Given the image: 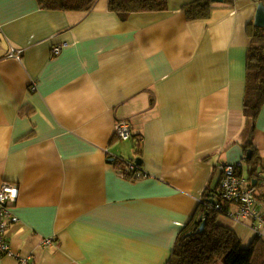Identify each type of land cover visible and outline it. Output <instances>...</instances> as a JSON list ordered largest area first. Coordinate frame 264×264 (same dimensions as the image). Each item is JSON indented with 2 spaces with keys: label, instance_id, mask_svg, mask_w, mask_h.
Listing matches in <instances>:
<instances>
[{
  "label": "crops",
  "instance_id": "1",
  "mask_svg": "<svg viewBox=\"0 0 264 264\" xmlns=\"http://www.w3.org/2000/svg\"><path fill=\"white\" fill-rule=\"evenodd\" d=\"M108 1L83 11L0 0V187L19 186L14 254L0 252V264H166L223 166L248 178V150L264 166V105L253 134L243 110L264 0H217L192 20L184 8L194 0L126 20ZM121 120L131 140L115 137ZM118 158L141 159L144 177L122 173ZM222 214L250 244L251 228Z\"/></svg>",
  "mask_w": 264,
  "mask_h": 264
},
{
  "label": "trees",
  "instance_id": "2",
  "mask_svg": "<svg viewBox=\"0 0 264 264\" xmlns=\"http://www.w3.org/2000/svg\"><path fill=\"white\" fill-rule=\"evenodd\" d=\"M37 1L44 8L51 10L89 11L97 0ZM225 2L231 4L233 0H225ZM216 3H218L217 0H194L187 4L184 10L188 19H205L216 8ZM108 6L122 20H126L134 12L166 11L169 8V0H109ZM246 83L243 110L247 119L252 123L253 134L256 119L264 105V28L255 25L247 51ZM132 161L134 160L118 158L114 162L122 173L132 175L134 172L128 171L127 168ZM248 161L250 166L248 179L255 188L260 209L264 212L262 157L255 150ZM138 167L141 169L140 165ZM213 192L206 191L200 203L201 217H205L209 212L204 230L200 228L202 218L193 227L184 230L178 236L166 264H220L221 262L222 264H264V238L254 233L253 240L245 245L243 238L236 230L220 224L217 221L218 212L212 209L210 202L213 197L215 199L216 191Z\"/></svg>",
  "mask_w": 264,
  "mask_h": 264
},
{
  "label": "built area",
  "instance_id": "3",
  "mask_svg": "<svg viewBox=\"0 0 264 264\" xmlns=\"http://www.w3.org/2000/svg\"><path fill=\"white\" fill-rule=\"evenodd\" d=\"M67 43H60L53 47V54H59ZM24 50L16 47L9 49V56L21 59ZM115 137L121 141H128L133 138L131 123L128 120L118 121L115 129ZM136 161L127 166L128 171H133L135 178L144 177ZM240 166L226 164L222 169V179L219 189L215 193L212 209L223 213L234 221L249 228L257 236L264 238V212L260 209L259 201L255 195V188L251 181L239 173ZM19 193V186L15 183L5 182L0 187V252L3 255L12 256L7 231L10 222L14 219L13 203L16 202ZM219 198L218 200H216ZM216 200V201H215ZM53 238L45 239L43 245H52ZM18 257V255H17ZM19 264H36L32 256H19Z\"/></svg>",
  "mask_w": 264,
  "mask_h": 264
},
{
  "label": "water",
  "instance_id": "4",
  "mask_svg": "<svg viewBox=\"0 0 264 264\" xmlns=\"http://www.w3.org/2000/svg\"><path fill=\"white\" fill-rule=\"evenodd\" d=\"M219 1H223V0H219ZM255 26L257 27H263L264 28V2L261 1L258 6H257V11H256V15H255V22H254ZM252 150H248V155H247V158H251L252 157ZM136 162L141 165L142 164V161L141 159H136ZM211 203L214 202L213 199L210 200ZM209 216V212L206 214L205 217H201L203 222L201 224V230H204V226H205V223L207 221V218Z\"/></svg>",
  "mask_w": 264,
  "mask_h": 264
},
{
  "label": "rangeland",
  "instance_id": "5",
  "mask_svg": "<svg viewBox=\"0 0 264 264\" xmlns=\"http://www.w3.org/2000/svg\"><path fill=\"white\" fill-rule=\"evenodd\" d=\"M222 215H224V216H226L225 214H222ZM227 217V216H226ZM230 218V217H229ZM232 219V218H231ZM236 222V221H235ZM220 264H222V262L220 263Z\"/></svg>",
  "mask_w": 264,
  "mask_h": 264
}]
</instances>
